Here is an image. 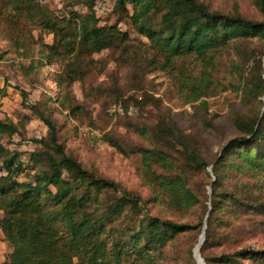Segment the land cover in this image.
Masks as SVG:
<instances>
[{"label": "trees", "instance_id": "trees-1", "mask_svg": "<svg viewBox=\"0 0 264 264\" xmlns=\"http://www.w3.org/2000/svg\"><path fill=\"white\" fill-rule=\"evenodd\" d=\"M98 1L73 0L66 12L57 13L37 0H0V18L12 22L22 18L53 34L51 43H43L42 57L31 59L28 66L61 60L55 77L63 91L60 105L69 112L83 109L72 93V84L83 81L90 71L101 73L106 61L93 55L110 49L117 50L132 69L139 81L137 89L142 91L140 98H117L121 108L128 111L130 104L143 107L148 103L160 108V98L143 84L144 72L159 56L164 64H171L178 55L195 53L206 66L200 77H184L186 101L200 100L206 106L204 98L218 89L240 90L237 105L242 108L230 116L240 133L228 139L208 162L197 137L180 126L167 109H160L155 122L139 127L155 143L131 147L141 154L143 177L164 192L176 209L189 210L202 202L197 220L179 221L144 211L145 200L139 192L94 173L67 152L48 103L29 102L28 93L20 88L21 104L30 111H19L15 118L0 115V227L9 243L7 258L0 264H155L163 255L161 248L177 234L198 228L200 235L205 216L200 245L205 264H264V247L247 242L255 229H262V193L239 192L237 186H230L232 177H246L239 186L262 191L264 19L244 16L236 8L230 13L213 9L203 0H114V22L99 24ZM78 2L83 9L75 7ZM257 3L264 11V0ZM122 20L148 39L151 58L139 47L141 40L121 29ZM227 45L238 55L239 63L236 75L219 85L215 82L219 79L212 77L215 51ZM244 65L247 74L241 69ZM7 80L4 77L0 85V100L7 93ZM33 116L44 122L47 132L33 138L38 147L30 152V172L20 179L28 165L21 151L9 149L4 139L14 134L24 138L26 123ZM208 164L212 166L210 192L201 201L189 171ZM157 166L165 171L157 172ZM228 206L240 220L220 233L216 224L219 212ZM254 215L261 218L253 221ZM194 246L190 254L197 263Z\"/></svg>", "mask_w": 264, "mask_h": 264}, {"label": "rangeland", "instance_id": "rangeland-1", "mask_svg": "<svg viewBox=\"0 0 264 264\" xmlns=\"http://www.w3.org/2000/svg\"><path fill=\"white\" fill-rule=\"evenodd\" d=\"M37 1L54 12L62 13L69 9L73 0ZM203 1L209 7L223 12L230 13L236 8L244 16L264 19V11L260 9L257 0ZM113 3L114 0L98 1L95 7L99 24L114 22L115 15L111 11ZM74 5L78 9H83L79 2ZM119 25L121 29L128 30L133 39L142 41L139 47L151 58L153 52L148 39L139 34L126 20H122ZM15 28L19 29V33L14 30ZM52 39V33L41 30L34 23L22 21V18L14 22L4 16L0 18V85L4 77L8 79L7 93L0 100V115L15 118L19 111H30L21 104L20 88L25 89L29 102L41 100L48 103V110L57 121L60 141L67 152L74 155L85 167L98 175L117 181L122 188L139 192L145 200L144 211L179 221L197 220L202 213V202L189 210L172 207L166 194L158 191L143 177L145 166L141 154L132 151L131 147L155 145L146 134L140 132L139 127L155 122L160 109H167L180 126L197 137L202 154L208 162L212 161L217 157L223 144L240 133L232 124L230 116L237 108H242V105H237L241 91L231 88L223 91L218 89L214 95L204 98L207 101L206 106L202 105L200 100L187 102L186 91L182 85L183 79L189 74L200 77L206 66L205 61L195 53H189L174 57L171 64H164V59L159 56L155 58L157 63L150 64L148 70L144 72L143 84L160 98V108L151 103L143 107L130 104L131 108L125 111L116 99L130 96L140 98L142 91L137 89L139 81H136L132 69L122 60L117 50L103 49L93 56L105 59V69L101 73L90 71L83 81L73 82L72 93L83 109L69 112L58 101L63 91L57 85L55 77L61 68V60L55 59L41 65L40 62H34L33 67L28 66L31 59L38 60L42 57L40 51L45 47L43 43H51ZM132 48L131 46L130 50ZM262 56L264 69V54ZM237 63L238 55L230 45L217 49L212 77L219 80L215 82L219 85L227 83L228 79L236 75ZM241 69L245 74L249 71L246 65ZM52 97L56 98L51 100ZM46 132L44 122L33 116L26 123L24 138H21L20 134H14L4 139L9 149L21 151V158L28 165L20 173V179H25L26 172H30L32 165L30 152L38 147L33 138L45 135ZM108 137H111L113 142ZM156 169L157 172L165 171L163 166H157ZM211 175L212 166L209 164L200 170L189 171V177L193 180L194 189L200 193L201 201L205 194L210 192ZM241 179L246 177H232L230 186H237L239 192H261L264 202V170L262 191L255 186L250 189L239 186ZM219 213L220 218L216 224L220 233L240 220L237 212L229 206ZM260 218L254 215L252 219L257 221ZM248 234L249 232L244 237ZM199 236L198 228L177 234L161 248L163 255L155 264H197L190 252L194 246L193 242L199 240ZM247 242L264 247V214L262 229H255ZM6 246L9 249L7 240Z\"/></svg>", "mask_w": 264, "mask_h": 264}, {"label": "built area", "instance_id": "built-area-1", "mask_svg": "<svg viewBox=\"0 0 264 264\" xmlns=\"http://www.w3.org/2000/svg\"><path fill=\"white\" fill-rule=\"evenodd\" d=\"M8 247L6 246V239L4 237L3 231L0 227V261L7 258Z\"/></svg>", "mask_w": 264, "mask_h": 264}, {"label": "water", "instance_id": "water-1", "mask_svg": "<svg viewBox=\"0 0 264 264\" xmlns=\"http://www.w3.org/2000/svg\"><path fill=\"white\" fill-rule=\"evenodd\" d=\"M263 99H264V97H263ZM206 224V216H205V219H204V226H203V230H202V232L200 233V236H199V240H198V242L196 243V245L194 246V256L196 257V254L197 255H200V257H201V259H202V261H203V264H205V261H204V259H203V257L201 256V253H200V245L202 244V242H203V240H204V236H205V225ZM195 251H197V252H195ZM196 259H197V257H196ZM197 262H198V260H197Z\"/></svg>", "mask_w": 264, "mask_h": 264}, {"label": "bare ground", "instance_id": "bare-ground-1", "mask_svg": "<svg viewBox=\"0 0 264 264\" xmlns=\"http://www.w3.org/2000/svg\"><path fill=\"white\" fill-rule=\"evenodd\" d=\"M195 252H197V251H195ZM194 257H195V256H194ZM196 257H197V259H196ZM196 257H195L196 261L198 260L197 264H203V261H202L200 255H197V254H196Z\"/></svg>", "mask_w": 264, "mask_h": 264}]
</instances>
